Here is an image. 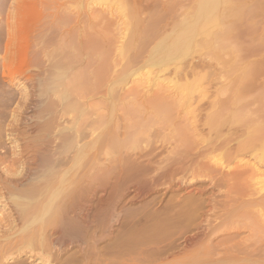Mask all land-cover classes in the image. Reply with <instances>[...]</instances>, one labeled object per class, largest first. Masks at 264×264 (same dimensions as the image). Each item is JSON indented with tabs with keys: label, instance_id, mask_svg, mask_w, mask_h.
<instances>
[{
	"label": "bare ground",
	"instance_id": "obj_1",
	"mask_svg": "<svg viewBox=\"0 0 264 264\" xmlns=\"http://www.w3.org/2000/svg\"><path fill=\"white\" fill-rule=\"evenodd\" d=\"M31 3L25 5L21 3L22 6L17 4L22 23L18 27H14L9 20L6 27L8 33L6 39L3 35V28H0V51L2 53L4 51V54L0 55V264H32L38 259V263L35 264H160L170 258H178L180 254L186 255L198 245L203 248L200 264H264V235L262 233L264 232V180L262 186L257 187L260 188L257 193L254 191L255 188L253 189L255 195H259L251 199H245V196L252 197L254 192L243 195L240 187L235 185L239 181L233 182L235 185L233 188L237 187V201L231 204L226 202L221 204L227 209L217 216L219 221H215L212 219V215L210 216V211L215 205L211 192L215 188L206 187L204 182L203 184L202 182L189 183L179 181L180 179L176 180L178 175L184 171L189 172L195 165L202 168L205 160H199V158L205 152L194 158L188 155V158L191 157L188 160L187 157L186 159L177 157L166 166H163V162L164 169H162V162L160 160L158 162L156 159L159 155V147H153L128 155L122 162L118 160L119 166L111 171L112 175L109 173L110 176L104 178L100 170H103V165H101L103 161L100 156V151L103 149H99L100 145H103L101 144L102 133L100 130L103 126L101 124L103 110L101 111L100 102L103 101L101 92L104 87H102L103 82L101 81L109 71L111 74L112 65L106 63L105 67L103 66L104 69L101 68L102 60H99V50L102 46L95 45V42L97 44L101 41L97 34L86 36L84 39L79 38L75 42L74 47L77 48L75 49L71 45L72 41L65 40L68 39V36H65L64 30H61L59 39L61 38L62 41L65 38L63 40L65 46L69 43L68 46L70 45L74 49L69 47L71 50L67 53L68 56L71 54L72 58L68 57L67 59V53L64 51L65 54H63V49L60 44L58 45L59 50L62 49V55H60H64L67 59L62 64V60L59 61L53 55V48L57 42L54 30L57 27L56 11L46 9V13L49 12L48 15L45 14L47 22L45 24L43 22L44 26L39 30H31L26 27L27 22L25 21L40 14L39 8L32 6ZM62 7L66 8L67 6ZM99 15H101V11L94 10L92 13H88L87 17L83 15V19L93 21L92 18ZM87 21L85 22L87 23ZM227 25L230 26V24ZM229 29L228 27L226 30L222 28L221 32L224 31V37H227L225 36L227 33L229 34ZM19 31L25 32L28 38L27 46L24 45L26 42L24 44H22V40L16 42L12 37L15 32ZM39 34L41 36H38ZM219 35L223 39L222 33ZM112 44L115 45V43ZM31 48H34V60L31 58L32 61H28L24 57L27 56ZM55 49L54 51L58 50ZM102 49L104 50V47ZM100 51L102 53V50ZM104 52L107 53V51ZM52 56L60 64L55 63ZM10 64L12 66L17 64L18 73L16 76L7 74L11 70L8 69L11 67ZM192 64L194 66V63ZM195 64L197 65V63ZM2 66L3 70H1ZM196 67L198 69V65ZM190 68V72L194 70L192 65ZM107 76L109 77V74L105 77L108 81ZM105 80L104 82H106ZM20 86H22V93L17 91ZM164 90L166 91V89ZM165 91L163 92L165 93ZM152 92L150 93L154 94L155 90ZM163 92L159 93V97H151V99L159 98L160 100L161 97L165 99ZM18 93H20V98L16 103ZM129 93L130 90L126 94ZM163 99L160 100L161 104ZM12 103L18 104L16 105L17 109L23 108L22 112L26 113L24 118L17 114L18 110L15 108V111H12L13 114L9 112L11 115H8L6 109ZM216 104L217 102L212 105L216 110L211 114L214 117L209 120V127L210 129L218 127L221 130L223 126L227 125V135H224L223 140L219 143L210 140L209 151L213 152L217 148H226V151L229 149L235 152L245 149L253 152L255 159L253 168L256 163V165L264 167V103L257 109L246 113L239 111L245 109L244 106L241 108V105L240 108L232 111V120L243 122V124L240 123L241 125L223 121L220 111L224 113L228 105L226 102ZM150 105L149 107L144 105L142 110L140 106L138 111L152 113L155 107ZM163 105H165L164 108L168 107L164 102ZM133 107V103L125 102L123 105L125 111L133 112L135 110L133 113H138L141 116V111L137 112V109ZM162 111L164 113L165 110ZM19 112L21 111L19 110ZM152 117L154 116L152 115ZM129 124L131 125V123ZM96 144L98 147L96 150V146L93 149L96 152L94 157L92 156L91 163L87 159V154L89 148ZM206 157L208 158V155ZM206 165L211 166L208 162ZM256 167L258 170V166ZM158 168H161L163 172L161 173V169L159 172ZM213 168L210 170L213 171ZM97 169L101 173L97 172ZM156 170L162 174L160 177L156 174L157 177L152 175ZM239 170H233L237 175H234L236 178L238 175L243 176L240 172L246 175L245 170L243 172L242 170L239 172ZM256 170L254 168V171ZM220 171L222 170L219 169L218 174ZM225 174L221 175V178L218 177L219 180L217 178V183L224 181L222 178ZM226 176L229 177V175ZM159 178H162V181L164 179V184H168L169 190L173 188L181 198L183 197L182 199H185L184 201L189 202L187 203L190 206L186 212V214L188 213L186 219L185 216L181 218L185 219V224L194 227L181 232L180 238L178 237L179 242L167 244L168 246H164L165 248L151 245L159 243L157 239H160L159 233L163 229V225H161L163 222L152 228L153 231L137 230L133 232L132 202L133 197L138 196V194L133 195V187H142L144 184L148 186L152 183L159 185V182L162 183ZM244 181H246L245 177ZM149 188L146 187L148 190ZM140 192L139 194H141ZM228 194L235 196L233 192ZM254 210H257V214ZM250 211L255 214L250 215ZM246 215L252 217L251 220L247 218L249 216L246 217L250 220L249 223L237 226L238 229L235 227V230L223 228L229 220L231 222L232 218ZM217 218L215 219L217 220ZM243 220L244 223L245 220ZM168 221H164L165 224ZM166 227L165 229L168 228ZM246 231H249V236H242ZM161 236L164 235L161 234ZM27 254H29L28 257L26 256L27 259L23 258Z\"/></svg>",
	"mask_w": 264,
	"mask_h": 264
},
{
	"label": "rangeland",
	"instance_id": "obj_2",
	"mask_svg": "<svg viewBox=\"0 0 264 264\" xmlns=\"http://www.w3.org/2000/svg\"><path fill=\"white\" fill-rule=\"evenodd\" d=\"M21 1L0 0V28H3L5 39L8 36L6 27L8 26L9 20L14 27H18L22 23L20 13L17 10L19 5L17 4L22 6L21 3L25 5L32 2L31 5L39 8L40 14L33 19L31 17L25 21L27 22L26 27H29L31 30H39L47 22L45 14L48 15L49 12L46 13V9L48 11H56L57 27L54 28V30L57 42L54 46L58 47L60 44L63 49L62 52L65 51L67 53L71 48L72 50L74 48L77 49L74 45L79 38L84 39L86 36L97 34V37L101 40L97 42V44L95 42V45L99 44L100 47H104V50L102 47L100 49L102 53H100L101 51L99 50V60H102V65L100 64L102 66L101 68L104 69L106 63L112 65V72L111 74L110 71L108 73L110 78L107 76L108 81L107 78H105L108 74H105V77H103L101 81L103 82L102 87H104L101 92L103 101L100 102L102 106L101 111L103 110L101 119V124L103 126L100 124L102 133L101 144L103 145H100L99 149H103L100 151L101 160L103 161L101 164L103 165V170L100 169L101 166L98 168L101 170L104 178H108L112 175L113 172L111 171L119 166V162H122L126 156L149 150L153 147H159L160 151L158 149L159 155L156 159H158V162L159 160L162 162H160L161 166L163 162V166H166V164H169L173 159H177V157H185L186 159L189 155L194 158L203 152L208 155L207 158L204 153V155L199 158V160H205V162L203 161L204 163L202 162V168L195 165L191 170L189 169V172L184 171V173L178 175L176 180L178 181L180 179L179 181L189 183L204 182L205 184H203L206 185V187L215 188L211 192L215 196L213 194H211V196L214 204L217 205H214L210 211V216L212 215V219L215 221H219L217 216L224 213L227 209L222 206L225 202L231 204L237 201V187H240L239 189L243 191V195L254 191L257 193V191L260 190V188L257 187H261L263 184L264 167L262 165H256V163L254 168L256 170V166H258V170L254 171L253 164L255 159L252 154L253 152L245 149L235 152L234 150L228 149V151L231 152L230 154V152L226 151V148H217L215 151L210 152L208 147L210 144L208 145V143L210 140L211 142L214 141L219 143L223 140L224 135H227V125L223 126L221 130L220 128L218 129V127H214V129H210L209 127V120L214 117L211 114L216 110V108L212 106L215 102H217L216 105L222 104L223 102L227 103L228 107L224 111L225 114L220 111V116L223 121L233 122L234 125L243 124V122H239V120L233 121L231 118L233 115L231 112L240 108V105L241 108L244 106L245 109L239 111H241V113H246L247 111L257 109L264 103V0ZM51 2L54 7H52ZM64 5L67 7H62ZM94 10H98V12L101 11V15L92 18L93 21L83 19V15L87 17V14L92 13ZM85 21H87V23ZM227 24H230V26ZM87 26L88 28H86ZM83 27L85 28L83 29ZM226 27L230 28V32L228 34L227 31H225V33H227L225 36L227 37H224V31H221L222 28L226 30ZM61 30L66 32L65 36H68V39H64L66 41L68 40V42L72 41L71 45L74 48L70 45L68 46L69 43L65 46L64 39L62 41L60 40L61 38L59 39ZM220 33H222L223 39L219 35ZM76 35L79 37H76ZM38 36H41V34ZM12 37H14L16 42L21 40L22 44L26 42L24 45L27 46L28 38L25 32H15ZM25 38H27V40H25ZM101 42H103L102 45ZM112 43H115V45ZM67 46L68 48L66 49ZM55 47L53 48V55L57 57L59 61L61 59V63L63 64L71 54L68 56V52L66 54L67 59H65L64 55L61 56L62 49L59 50L58 47L56 48L58 50H56ZM54 49L57 51V54ZM104 51H107V53ZM65 52L63 54H65ZM3 54L4 51L3 53L0 51V55ZM33 54L34 48H31L30 52L24 58L28 61H32V59L34 60ZM100 55L102 56L100 57ZM54 56H52V58ZM55 57L54 62L60 64L58 60L55 61ZM192 63H194V66ZM195 63H197L198 69ZM66 64L68 66V61ZM191 65L195 71H189ZM10 66L11 67L8 69L11 70L7 74L16 76L18 73L17 64H15V66L14 64L13 66L10 64ZM102 69L99 68V70ZM1 70H3V66ZM109 79H111L110 82ZM104 80L108 82V85L104 84L106 83ZM21 88L22 86L17 89L20 93L23 92ZM159 88H163V91L166 89L165 93L162 90H158ZM128 90H130V93L126 94ZM153 90H155L154 94H152ZM161 92H163L162 94L165 96V99H163V97L161 98L164 104L168 106L166 108H164L165 105H163V102L162 104L160 103L161 98L160 100L159 98H155L157 99L156 101H154L155 99H151V97H157ZM20 93H18L16 103L20 98ZM167 97L169 98L167 99ZM146 98H148V101ZM157 101L160 103H158L159 105ZM165 101L168 102L166 103ZM123 102L133 103V108L137 109V112H140L144 105L145 107H149V105L152 104L155 109L154 111L152 110V113L149 112L150 114L141 111V116H139L138 113H133L135 110H133V112L125 111L123 109ZM16 105L18 104L12 103L7 107L6 110L9 116L11 115L10 113L13 114L17 109ZM140 108L141 110L138 111ZM161 109L165 110V114ZM17 110V114L24 118L23 116H25L26 113L25 111L22 112L23 108ZM19 110L22 113L19 112ZM151 114L154 117H152ZM129 123H131V125ZM94 147L96 150L98 147L97 144L92 145L88 151L89 155L87 154V159L91 163L94 153L96 152L93 150ZM204 156L207 159H205ZM189 158L191 159V157ZM189 158L187 157V160ZM206 162L211 165V168L214 167L213 171L207 166L208 164L206 165ZM163 166L161 167L162 169H164ZM161 168L157 170L160 172ZM242 168H244L243 170H245L246 175L240 172ZM219 169L222 170L220 171L221 174L219 173L220 176L218 174ZM157 170L152 175L155 176L156 174L160 177L163 170L161 173L157 172ZM233 170H239L240 174L243 176L240 177V175H238L236 178L235 176L237 175H235L236 173L234 174ZM223 171L225 172L222 173ZM97 172H99L98 169ZM226 172L227 174H225ZM223 174H225L224 177L226 175H229V177H223L222 180L224 179V181L221 180L222 182L219 181L218 184L217 178H221ZM244 177L246 181H244ZM240 180L241 183H244L241 184ZM160 181L163 184L159 182V185L152 183L149 185L147 184L148 186L144 184L142 187H133V195L135 196L138 194V198L133 197L132 202L133 232L137 230L153 231L154 229L152 230V228L163 222L161 224L163 225V227L161 226L163 229L160 233L164 236L162 237L159 233L160 239H157L159 243L151 245H154L153 247L158 246L160 248H165L164 246H168L167 244L178 243V237L180 238L181 232H185L188 229L191 230L194 227L193 225L189 226L185 224L186 215L188 214H186V212L190 206H188L187 203L189 202L184 201L185 199H182L183 197L181 198L180 194L174 191L173 188L169 190L168 184H164V179L162 181L161 178ZM236 181H239L237 182L238 184H235L237 187L233 188V186H235L233 182L235 183ZM146 187H150L149 190L146 189ZM235 189L236 192H234ZM246 190L248 191L246 192ZM139 192L141 194H139ZM232 192L235 196H233V194H228L232 196L229 197L227 193ZM255 192L252 197L245 196V199L257 197L259 194L255 195ZM230 200L233 201L231 202ZM184 202L185 204H183ZM254 212L257 214V210H254ZM254 214L251 213L250 215ZM250 215L243 216L245 218L241 217L245 220L247 216H249L247 218H250ZM182 216H185V219H182ZM241 217L232 218L231 222L229 220L227 222L228 224H225L223 228L235 230L236 227L238 229L240 225L249 223L252 218L244 221ZM215 218H217V220ZM157 221L159 224H157ZM164 221H168L169 223L167 222V224H165ZM187 226L189 227L186 228ZM165 227L167 229H165ZM262 233L264 235V232ZM242 236L248 237L249 231L244 232ZM202 250V246L198 245L193 247L190 253L186 255L180 254L178 258H170L168 261L160 264H200L203 256ZM28 255L29 254L24 255L23 258L27 259ZM38 260L35 263H38ZM35 263L33 262L32 264Z\"/></svg>",
	"mask_w": 264,
	"mask_h": 264
}]
</instances>
